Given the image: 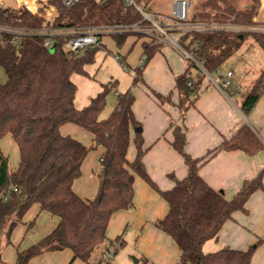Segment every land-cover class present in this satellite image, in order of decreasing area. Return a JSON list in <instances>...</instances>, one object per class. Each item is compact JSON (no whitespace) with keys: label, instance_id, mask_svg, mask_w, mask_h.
I'll use <instances>...</instances> for the list:
<instances>
[{"label":"trees","instance_id":"obj_1","mask_svg":"<svg viewBox=\"0 0 264 264\" xmlns=\"http://www.w3.org/2000/svg\"><path fill=\"white\" fill-rule=\"evenodd\" d=\"M46 1L48 6L55 8L53 16L46 15L47 6L42 3L37 15L18 8L16 3L0 8V26L28 32H56L52 35L51 48L45 46L43 33L0 32V68L7 76L6 83L0 82V140L10 135L20 155L17 169L11 170L8 158L0 151V251L3 236L9 241L30 208L38 205L41 211L57 217L59 223L38 243L18 251L14 264H29L44 251L65 249L73 253L70 264L77 260L87 264H109L108 260L92 262V255L108 240L107 229L113 215L133 208L135 177L139 176L168 203L167 215L155 226L180 248L177 264H251L257 244L247 250L223 248L211 253H205L203 246L207 241L218 239L235 212L245 211L247 201L255 192L264 191V169L254 179L245 181L231 199L222 190L211 187L199 170L221 151H242L256 156L264 150L262 137L245 123L216 150L195 159L186 151V127L172 122L169 126L173 133L171 146L183 157L188 174L183 179L169 175L174 181L173 188L159 189L144 164L147 150L142 132H136L140 123L134 113L136 96L132 89L117 96V105L105 120L100 116L106 108L111 84L86 107L78 109L75 104L78 89L72 77L88 74L86 67L94 62L99 48L69 55L66 45L72 35L60 33L98 26L132 25L141 22L142 15L124 0H81L70 9L62 6L60 0ZM241 1L202 0L201 10L193 13L192 21L253 28L258 25L255 20L258 0H247L246 4ZM132 36L135 35L123 33L112 38L122 48ZM136 36L145 38L141 34ZM247 36L264 51V32L254 30L189 32L184 35L183 43L212 74L243 48ZM164 46L156 41L142 42L143 64L147 65ZM192 67L199 70L196 76L191 74ZM142 73L143 70H139L134 85L142 78ZM205 78L192 60H187L184 72L175 77V90L179 95V103L175 106L182 120L195 106ZM221 86L229 92L230 88ZM263 94L264 68L241 105L245 116L253 111ZM158 97L174 105L171 95ZM66 124L90 132L93 145L88 147L71 136H64L60 129ZM133 137L137 154L130 161L128 153ZM97 147L104 149L100 188L96 198L86 200L75 192L73 184L82 175L84 160Z\"/></svg>","mask_w":264,"mask_h":264},{"label":"crops","instance_id":"obj_2","mask_svg":"<svg viewBox=\"0 0 264 264\" xmlns=\"http://www.w3.org/2000/svg\"><path fill=\"white\" fill-rule=\"evenodd\" d=\"M105 39L103 38V45L109 51ZM179 55L181 56L180 53ZM181 58L185 61L182 56ZM141 61L142 59L140 63ZM183 72L178 70L175 77ZM235 76L236 74L231 80L232 87L229 92L221 87L217 80L212 79L211 82L204 80L195 106L188 110L184 120L181 119L180 112L175 106L179 103V95L175 90L174 78L175 94L172 97L174 105L171 110L176 120L175 123L186 127V151L195 159L203 158L209 152L216 150L224 139L231 138L245 123L250 125L264 140V94L253 111L245 116L241 110L244 94L238 91L242 81L238 79L234 82ZM150 114L154 123L150 130L145 125L142 132H144L148 145L156 143L144 156V164L151 179L159 189L165 191L174 186V181L169 178V175L183 179L188 174V167L183 157L170 146L173 133L169 130L161 110H156L153 106ZM60 131L64 136H71L84 145L87 144L79 137L81 134L87 137L83 134L85 131L73 124L63 125ZM89 142L90 146L93 145L92 135H89ZM103 153L104 149L101 147L96 152L88 154L81 168L82 175L73 184V189L83 199L92 200L98 195L100 162ZM3 154L7 157L5 153ZM128 158L130 161L134 160L131 147ZM18 165L11 170H16ZM263 169L264 150L253 157L242 151H221L201 165L199 173L211 187L222 190L226 197L231 199L241 190L245 181L254 179ZM134 191L133 208L116 213L109 222L107 241L110 246L108 250L114 248L111 242L113 246L130 245L132 246L130 252L144 257L147 264H177L181 257L180 248L169 235L155 226L158 220L167 215L168 203L139 176L135 177ZM58 223L57 217L41 211L38 205L32 206L25 215L24 222L14 230L9 241L7 240L8 243L2 240L0 261L8 264L16 263L18 251L28 249L38 243L50 234ZM119 238L121 240L117 242ZM256 244L258 247L251 264H264V191L262 190L255 192L249 198L245 211H237L233 214V217L220 231L218 239L207 241L203 250L205 252L206 250L215 252L223 248L247 250ZM72 257L73 253L69 249L44 251L33 257L29 264H70ZM71 264L87 263L77 260ZM117 264H123L122 258H119Z\"/></svg>","mask_w":264,"mask_h":264},{"label":"rangeland","instance_id":"obj_3","mask_svg":"<svg viewBox=\"0 0 264 264\" xmlns=\"http://www.w3.org/2000/svg\"><path fill=\"white\" fill-rule=\"evenodd\" d=\"M7 5H15L14 0H4ZM249 1L243 0L242 4H246ZM202 0H193L191 6V13H196L201 10ZM143 8L149 14H152L155 19L161 23L157 17L158 14H170L172 9L171 0H147L146 4L143 5ZM135 36L130 37L126 44L119 48L112 36H105L104 38L107 44V47L110 49V54L107 56L103 55V51L99 48L96 53L95 60L92 64L87 65L86 71L87 75H73L72 80L77 86V95L75 104L78 109H83L86 107L91 100L96 97L99 93L103 91L105 86L111 84L109 92L107 93V105L105 110L102 112L100 119L105 120L112 113L113 109L117 105L118 95L125 94L128 90L132 89L133 93L136 96V119L140 123L142 131L145 128V125L151 129L153 118L151 117L150 110L153 108L158 110L160 109L167 126L169 128L172 122H175L173 112L171 110L172 104L167 100L162 101L158 96L167 97L175 94L174 90V78L176 72L179 70L184 71L187 65V60L183 61L179 53L175 48H172L165 45L160 52H158L153 59L147 64H140V59L142 58V42H145L147 39L142 37L134 38ZM149 41V40H147ZM175 49V50H174ZM116 56H119L117 59ZM264 68V51L255 43L251 37H246L243 48L232 56L224 66H222L219 71L221 74L226 77L228 70H231L236 74L234 82L238 79H241V84L239 87L240 94H244V99L246 98L250 88L259 77L262 69ZM139 70H143L142 78L137 84L134 85V79L138 74ZM199 73L198 68L192 67L191 74L196 76ZM211 79L206 76L205 80L211 82L217 80L220 85L223 84L224 79L221 78L217 72L210 74ZM7 76L5 71L0 68V82L6 83ZM228 89V88H226ZM243 99V101H244ZM74 125V124H73ZM77 128L85 131L80 135V139L85 141L86 146L90 147L89 135H92L87 130L74 125ZM168 128L166 130H168ZM166 132V131H165ZM164 132V134H165ZM163 134V135H164ZM167 135V133H166ZM142 137L144 140V148L147 150L145 156L149 153L150 149L155 145L154 142L151 145L147 144L146 137L144 132H142ZM162 138V137H161ZM166 138V137H165ZM92 146V145H91ZM171 146V144H170ZM172 147V146H171ZM101 147L93 148L90 152H96V150ZM173 148V147H172ZM0 151L5 153L9 158V167L14 169L19 162V149L17 144L14 142L10 135L5 136L0 140ZM137 154V149L134 144V137L131 144V155L135 158ZM100 162V160H98ZM101 172L102 173V163ZM2 240L8 243L6 236H3ZM110 244L108 241L104 242L92 255L91 261L96 262L101 259L108 260L109 264H117L119 258H122L123 264H135L134 259H141V262L138 264H147V260L141 255L137 256L133 252H130L132 246L130 245H116L113 246L112 252L114 253L115 259H109L105 252L108 250ZM205 253H211L207 252ZM101 258V259H100ZM0 264H3L0 261Z\"/></svg>","mask_w":264,"mask_h":264},{"label":"built area","instance_id":"obj_4","mask_svg":"<svg viewBox=\"0 0 264 264\" xmlns=\"http://www.w3.org/2000/svg\"><path fill=\"white\" fill-rule=\"evenodd\" d=\"M33 2L34 7H30L26 4L25 0H14L18 8L26 9L33 15L39 14L41 3L47 6L46 15L53 16L55 13V8L48 6L46 0H29ZM81 0H60L62 6L70 9L77 5ZM129 6H133L143 17L141 22L132 25H116V26H98L85 29H73L65 30L60 33L72 35L71 39L66 45V51L69 55L83 54L89 49L101 48L103 55L107 56L110 52L104 48L103 38L105 36H113L116 34L132 33L135 35H143L149 41H156L163 45L172 46L181 54L185 60L194 61L200 68V70L205 74V76L211 79L210 73L204 67V64L197 60L196 56L188 51L184 47L183 37L189 32H204L208 30H234V31H261L264 32V0H258V15L256 21L258 25L253 28H245L241 26H235L231 24L218 25V24H206L202 22L192 21L193 13H191V6L193 0H171L172 9L170 14L160 13L157 15L158 19L162 21L163 24L159 23L152 14L146 12L143 5L146 4L147 0H124ZM6 4L4 0H0V8L5 7ZM0 32H16L18 34L26 33H43L46 35L45 46L48 48L53 47V38L56 32H47L45 30H35L28 32L25 29L14 30L9 27L0 26ZM59 33V32H58ZM119 59V56H116ZM143 63V60L140 64ZM218 75L224 79V86L232 87V78L234 73L228 71L226 77H224L221 72L217 71ZM220 86V85H219ZM222 87V86H221ZM106 256L109 259H114V253L112 249L106 252Z\"/></svg>","mask_w":264,"mask_h":264},{"label":"water","instance_id":"obj_5","mask_svg":"<svg viewBox=\"0 0 264 264\" xmlns=\"http://www.w3.org/2000/svg\"><path fill=\"white\" fill-rule=\"evenodd\" d=\"M136 132H142V129L141 128H136ZM134 262H135V264H138L139 260L138 259H134Z\"/></svg>","mask_w":264,"mask_h":264},{"label":"bare ground","instance_id":"obj_6","mask_svg":"<svg viewBox=\"0 0 264 264\" xmlns=\"http://www.w3.org/2000/svg\"><path fill=\"white\" fill-rule=\"evenodd\" d=\"M26 4L31 6L32 8L34 7L33 2L29 1V0H25Z\"/></svg>","mask_w":264,"mask_h":264}]
</instances>
